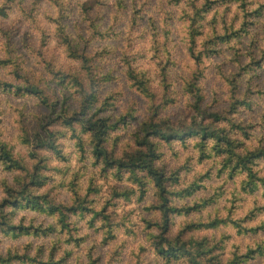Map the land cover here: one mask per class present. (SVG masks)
<instances>
[{
    "label": "clouds",
    "instance_id": "1",
    "mask_svg": "<svg viewBox=\"0 0 264 264\" xmlns=\"http://www.w3.org/2000/svg\"><path fill=\"white\" fill-rule=\"evenodd\" d=\"M205 3L0 0V261L264 264V0Z\"/></svg>",
    "mask_w": 264,
    "mask_h": 264
},
{
    "label": "trees",
    "instance_id": "2",
    "mask_svg": "<svg viewBox=\"0 0 264 264\" xmlns=\"http://www.w3.org/2000/svg\"><path fill=\"white\" fill-rule=\"evenodd\" d=\"M45 103H47V101H45ZM211 119L219 120L220 117L218 115H214V116L211 117ZM90 127L95 131L96 140H97L98 143L101 142L102 140H106L107 139V133L109 132V125H108V123L106 121H97L95 124H90ZM144 127H145V138L141 139V140H138V146L147 147L148 146L147 132L148 131H156L157 128H156L155 124L151 125V127H149V125H145ZM191 130L192 131H196L197 129L196 128H192ZM199 131L203 135H215V136H217L218 139H221L219 137V133L208 129L206 125H200L199 126ZM100 154L102 156L107 155V153H105L103 150H100ZM152 154L153 153L151 151H149V152H140V153H137L134 156H131L130 160H131L133 165L140 164L143 167H148L149 166V161L147 160V156L152 155ZM0 155H5L6 156L7 153H0ZM262 155H264V153H262ZM112 162L116 163L117 161L113 160ZM227 163H229V162H226V164ZM239 163H243V161H239ZM246 187L249 188L250 190L255 188L254 178L250 179L249 185L246 186ZM188 190H189V188L185 189V191H188ZM5 203H11V201H6ZM33 204H35V201L33 202ZM0 207H3V206L0 205ZM163 210L165 212H167V211H185V212H187V211H189L188 209H170V208H164ZM218 221L222 222V221H224V219H219V220L218 219H213L209 226L215 225ZM237 224H238V222H237ZM196 226L200 227L202 225L189 224L185 230H187L189 228L196 227ZM182 234L183 233H181V236H182ZM206 244H207L206 240L202 242V244L200 245L201 250L197 253V255H199V256H211L212 255L213 247L205 249L204 245H206ZM248 255H252V252L249 251ZM213 260H216V258L213 257ZM213 260H210L208 262V264H213ZM0 264H5V262L4 261H0Z\"/></svg>",
    "mask_w": 264,
    "mask_h": 264
},
{
    "label": "rangeland",
    "instance_id": "3",
    "mask_svg": "<svg viewBox=\"0 0 264 264\" xmlns=\"http://www.w3.org/2000/svg\"><path fill=\"white\" fill-rule=\"evenodd\" d=\"M106 2V0H92V3H94V4H99V3H105ZM230 2V0H206V3H205V5H204V8L205 9H209L210 10V8H211V6H213V5H215V4H220V3H229ZM85 7L86 8H88L89 7V5H85ZM261 8L262 9H264V5H261ZM204 9H200V10H198V15H199V12H202ZM212 23H215V19L212 21ZM228 38V36H227V34L225 35V36H221V37H217V39H220V40H226ZM193 44H195V40H193ZM47 104V103H46ZM197 111H199V109H197ZM204 115H207V113H204ZM201 125H203V124H201ZM193 128H195V126H193ZM230 178H233L234 179V177H231L230 176ZM194 187H197V185H191L190 187H189V190L188 191H185V192H189V191H191V188H194ZM255 190V188L254 189H252V191H254ZM215 201V197H213V199L212 200H209V201H205V203L206 204H211V203H213ZM201 207V205L200 204H197V205H194V208H196V209H199ZM233 212H234V209H228V217H227V219L225 220L224 219V221H222V222H217L215 225H213V226H216L217 228H220L221 226H223V227H227V224H228V222L230 221L233 225H237L238 226V224H237V220H235V219H233ZM255 218V213L254 212H251V213H249L246 217H244V221H249V220H252V219H254ZM216 219H222V218H219V217H217ZM212 222V220L210 221V223ZM238 223H240V222H238ZM210 225V224H209ZM209 225H202V226H200V227H206V226H209ZM260 228H264V225H261V226H259ZM194 228H199V227H193V228H189V229H187V230H185V232H188V231H191L192 229H194ZM251 231H253V232H255V231H257V229L256 228H253V229H250ZM185 233H183L182 234V236L184 235ZM217 250H223L222 248H221V246L220 245H215V246H213V252H215V251H217ZM262 251H264V250H262ZM249 256H251V255H249ZM60 264H63V262L61 261L60 262ZM229 264H240V259L239 258H237V260H234V261H230L229 262Z\"/></svg>",
    "mask_w": 264,
    "mask_h": 264
}]
</instances>
